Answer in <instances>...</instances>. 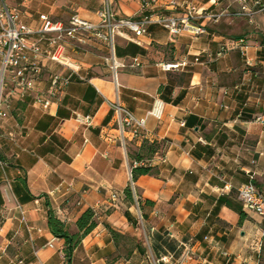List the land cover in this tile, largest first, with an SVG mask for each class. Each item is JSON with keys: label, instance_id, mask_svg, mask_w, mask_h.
<instances>
[{"label": "crops", "instance_id": "crops-1", "mask_svg": "<svg viewBox=\"0 0 264 264\" xmlns=\"http://www.w3.org/2000/svg\"><path fill=\"white\" fill-rule=\"evenodd\" d=\"M105 1L118 17L135 19L153 11L179 17L183 9L168 5L192 3L199 10L193 24L207 33L171 37L157 24L139 37L125 30L115 37L114 58H136L138 65L116 75L110 50L93 38L79 43L57 33L30 36L49 52L61 46L70 65L43 60L35 90L25 96L7 83L0 117V264H68L64 240L48 228V212L74 232L89 208L97 225L69 264H260L264 218L243 209L237 189L252 173L264 192V126L254 121L264 113V12L255 5L264 0H248L251 17L238 15L239 0H158L143 10L140 0L8 3L36 29L40 14L63 24L74 13L96 21ZM183 60L187 65L177 70L158 66ZM52 73L70 82L61 100L43 110L34 95L46 92ZM156 100L164 104L160 118L148 114ZM114 101L145 119L144 138L127 135L122 144ZM77 116L89 117L90 124ZM144 143L157 149L150 157L153 174L133 181L139 228L124 190ZM237 209L245 214L242 221ZM109 228L132 237L126 253L118 251ZM185 247L191 257L180 263Z\"/></svg>", "mask_w": 264, "mask_h": 264}, {"label": "built area", "instance_id": "built-area-1", "mask_svg": "<svg viewBox=\"0 0 264 264\" xmlns=\"http://www.w3.org/2000/svg\"><path fill=\"white\" fill-rule=\"evenodd\" d=\"M157 2L158 0H140L141 9L154 8ZM239 3L240 11L238 15L251 17L254 10L249 8L248 0H239ZM255 5L257 7L256 11L264 12V4L257 2ZM177 7L183 9V14L179 17L153 11L143 14L136 19L120 18L112 10L109 2L105 1L102 7L96 11V21L85 19L78 13H74L68 22L63 24L54 21L48 14H40L38 18L39 26L34 29L23 21V14L19 9L10 6L8 0H0V117L3 115L2 105L8 82L13 85L12 92H19V94L25 96L35 90V82L42 75L43 60L50 59L62 65H70L68 59L62 55L61 46L56 51L49 52L42 48L39 41L31 40V35L38 34L42 37L49 33H57L59 39H69L79 43H85L87 38H93L105 44L110 50V69L116 75L117 70L120 68H136L138 65V59L136 58L129 63L119 62L114 58L115 37L121 35L125 30H129L136 37H139L144 33L147 26L157 24L166 29L171 37L182 33H188L193 36L207 33L204 26L193 24V20H195L196 15L199 13L194 4L184 2L178 5L175 2H171L168 5L170 10ZM240 43L241 41L238 44ZM246 64L250 65V62L246 60ZM185 65H187L186 60L158 64L163 71L177 70ZM69 82V78L52 73L49 76V87L46 92L36 91L34 95L35 103L39 104L43 110H47L51 104L61 100ZM111 107L116 116L122 144H125V137L127 135L132 139L145 137V133L143 132L145 126L144 118H137L118 101L111 102ZM163 109V102L156 100L148 114L160 118ZM77 119L90 124L89 117L80 118L77 116ZM254 121L264 126V113L255 116ZM182 125H184L183 122ZM161 160L165 161V157H161ZM137 166L152 167L153 160L150 158L141 159L134 162L133 167ZM129 177L130 189L135 205L139 210L131 169ZM237 198L245 211L254 212L264 218V192L256 188L252 173H248V180L238 187ZM118 201V194L111 193L112 206H116ZM190 257L191 252L188 247H185L179 261L182 263L190 259Z\"/></svg>", "mask_w": 264, "mask_h": 264}, {"label": "trees", "instance_id": "trees-1", "mask_svg": "<svg viewBox=\"0 0 264 264\" xmlns=\"http://www.w3.org/2000/svg\"><path fill=\"white\" fill-rule=\"evenodd\" d=\"M142 149L144 150V153L136 154L135 156L136 160H140L145 157L150 158L155 153L157 149V144L144 143L142 145ZM131 172H132V180L134 182L141 175L153 174L152 167H145V166L132 167ZM124 194H125V199L129 204H133L135 202L132 191L129 186L125 188ZM137 201L139 204V209L141 210V204H140L141 202L139 199ZM147 203H151V202L147 201ZM237 211L240 215V221H242L245 218V214L241 209H237ZM47 224L50 232L55 237L64 240L63 252L69 264L71 253L78 246L81 240L96 227L97 219H96V214L92 209L89 208L85 210L79 216V218L75 223L76 231L72 232L69 230L67 225L53 213L52 210H49ZM109 231L112 234L114 242L118 246V251H122V244L120 240L122 239L128 240L129 239L128 236L116 232L111 228H109ZM260 264H264V236H262V241H261Z\"/></svg>", "mask_w": 264, "mask_h": 264}, {"label": "rangeland", "instance_id": "rangeland-1", "mask_svg": "<svg viewBox=\"0 0 264 264\" xmlns=\"http://www.w3.org/2000/svg\"><path fill=\"white\" fill-rule=\"evenodd\" d=\"M133 205L135 206V209H136L138 227L142 228V224L141 223H143V218H142V215L140 213V209L139 210L137 209V207L135 205V202L133 203ZM126 236H128V235H126ZM128 238L130 240L129 239L128 240H125V239L120 240V242L122 244V252L123 253H126L127 250H129L131 248V246H132V243H131L132 242V237L128 236Z\"/></svg>", "mask_w": 264, "mask_h": 264}]
</instances>
